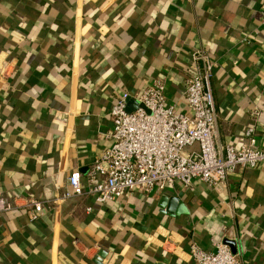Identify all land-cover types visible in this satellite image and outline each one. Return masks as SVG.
<instances>
[{
    "label": "crops",
    "instance_id": "1",
    "mask_svg": "<svg viewBox=\"0 0 264 264\" xmlns=\"http://www.w3.org/2000/svg\"><path fill=\"white\" fill-rule=\"evenodd\" d=\"M264 0H0V264H194L190 247L232 241L242 264H264V165L215 188L176 182L154 195L61 201L66 178L110 147L109 112L123 93L162 78L183 97L190 53L215 62L214 143L237 147L254 124L264 149ZM259 110L253 122L251 113ZM187 213H168L161 197ZM30 201L43 211L31 218Z\"/></svg>",
    "mask_w": 264,
    "mask_h": 264
},
{
    "label": "built area",
    "instance_id": "2",
    "mask_svg": "<svg viewBox=\"0 0 264 264\" xmlns=\"http://www.w3.org/2000/svg\"><path fill=\"white\" fill-rule=\"evenodd\" d=\"M258 16L264 26V5ZM214 67L204 49L191 51L183 90L186 114L167 103L162 78L153 80L140 93H123L109 112L111 145L89 169L88 188H82L80 172L72 171L60 200L88 193L103 204L135 193L154 195L176 182L184 188L194 181L215 188L239 168L264 165V149L256 145L254 124L245 128L237 147L216 149L217 119L210 86ZM259 115V110L252 111L253 122ZM29 206L32 219L42 214L41 202L30 201ZM11 209L0 197V217ZM190 256L194 264H242L222 241L214 243L211 251L193 243Z\"/></svg>",
    "mask_w": 264,
    "mask_h": 264
},
{
    "label": "water",
    "instance_id": "3",
    "mask_svg": "<svg viewBox=\"0 0 264 264\" xmlns=\"http://www.w3.org/2000/svg\"><path fill=\"white\" fill-rule=\"evenodd\" d=\"M159 207L163 210L165 209L168 213H187L184 204L176 197L167 198L165 196L161 197L159 201ZM224 244L228 245L233 254H236L235 245L232 241L224 240Z\"/></svg>",
    "mask_w": 264,
    "mask_h": 264
}]
</instances>
